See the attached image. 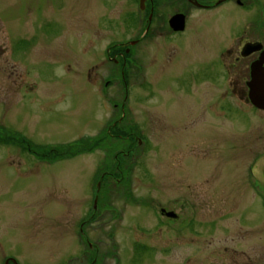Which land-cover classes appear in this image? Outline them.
I'll use <instances>...</instances> for the list:
<instances>
[{"label":"rangeland","instance_id":"rangeland-1","mask_svg":"<svg viewBox=\"0 0 264 264\" xmlns=\"http://www.w3.org/2000/svg\"><path fill=\"white\" fill-rule=\"evenodd\" d=\"M131 1L0 0V130L39 147L70 145L129 112L142 139L124 157L129 183L120 184L115 158L111 167L102 150L51 164L3 144L2 134L0 264H90L94 252L97 264H264V112H220L233 104L249 112V72L237 92L226 79L191 87L190 72L180 78L155 39L135 53L157 81L146 88L135 68L129 93L107 87V46L137 37L127 29ZM231 26L197 27L201 40L211 34L210 57ZM202 48L191 69L209 63ZM124 98V110L115 108ZM102 171L108 178L95 183Z\"/></svg>","mask_w":264,"mask_h":264},{"label":"flooded vegetation","instance_id":"flooded-vegetation-1","mask_svg":"<svg viewBox=\"0 0 264 264\" xmlns=\"http://www.w3.org/2000/svg\"><path fill=\"white\" fill-rule=\"evenodd\" d=\"M126 14L133 23V25L129 26L127 29H129L128 31L130 33L137 32V37L127 40L126 44H124V42H111L106 48V56L102 62H105L108 66L112 65V67H114L113 70L110 67L112 73L107 77L106 86L108 87L109 83H111L117 88L124 89L125 95L127 92H130L129 90L132 87V78L136 72L135 68H139L140 71L142 69L144 70L146 75L143 78V85L146 88L148 85L153 84L154 81H157L154 76V81L151 80L153 72L152 67L146 66L142 68L139 63V57H137V53H135V47L137 45L143 44L142 46H145L146 50V44L155 39H162L163 42L160 44L167 46L162 49V54L160 56V58L162 57V59H164V62L166 59L172 61V58H175V67L181 73L180 78L185 76L187 72H190L187 83L191 85V87L197 86L204 81L214 82V79H220V81L226 79L228 89L232 88L237 92L240 81L245 79L246 73L248 72L250 76L248 81H250L253 65L262 61L261 59L264 56V0H132L128 3V10L125 11V15ZM175 19L181 23L180 30H176L173 27V20ZM110 23L111 25L114 24L113 21ZM200 24H232L226 34V38L223 39L224 43L222 47L214 50L213 57L209 56L211 51L206 46V42L208 38H211V34H204L206 36L201 40L198 36L201 34L197 29ZM197 46L203 47L202 53L205 54L209 62L204 65L196 66L199 70L191 69L192 66H190L188 62L189 57L195 54ZM147 54L148 52L145 51V55ZM262 65L264 66V63ZM205 67L211 68L209 70H204ZM185 68L186 70L184 71ZM233 74H236L235 79L239 81L237 84H234L236 80L231 79L233 78ZM248 81L245 80V84L248 88V98L246 101L248 105H246L248 106L249 112L246 108L237 109L235 107L234 109L235 105L233 104V108H227L222 105L220 110L221 113L225 115L226 111L230 110L228 114H231V111H237L234 113L237 114V117L240 119L242 116L252 114L260 115L264 112V110L257 108L251 103ZM125 102L126 99L124 98L123 102L115 103V108H119L123 111L126 107ZM226 102L231 106L230 101L226 100ZM121 114H118L114 120L110 122V129H106V132L110 136L117 135L115 126H121V128L127 127L128 132L131 127H134L129 112L123 115ZM143 138L147 139V136ZM135 139L137 140L136 145L134 141H127V145L124 146L127 148V154L131 152L134 146H140L142 139ZM148 151L149 149L144 150L143 153ZM125 163L124 160L116 161L115 167L119 171L118 173L123 172L121 168H125ZM248 168L249 172L252 174V179H254L253 175L256 174L255 164ZM263 174L264 173H262V175ZM258 175L260 176L259 172H257V176ZM113 176L120 178L117 174H113ZM122 177L123 176H121V178ZM256 183L258 184L257 181ZM257 184H255V186ZM100 188H98V190H100ZM169 212L173 211H168L165 208L161 209V214L163 216L168 217V219L177 220L178 215L174 212L176 216L171 217L168 215ZM92 217L94 218V214ZM99 220L100 218L97 221ZM85 221L82 222L80 230L82 238L85 242H88L86 232L83 228ZM88 243L90 247H93L90 242ZM90 260L92 261L90 264H97L98 255L96 252L91 253Z\"/></svg>","mask_w":264,"mask_h":264},{"label":"trees","instance_id":"trees-1","mask_svg":"<svg viewBox=\"0 0 264 264\" xmlns=\"http://www.w3.org/2000/svg\"><path fill=\"white\" fill-rule=\"evenodd\" d=\"M109 129L110 128L108 127V130ZM116 129H117V135L115 136H110L109 134L106 133V130H105L103 134L98 137L82 139L70 145L42 146V147L33 145V143L27 138L19 136L12 131L11 133L8 129H6V130H0V139H2V142L1 140L0 142L3 143L5 141L1 137L2 134L7 135L9 136L8 137L9 141H5L6 143H3V144L10 143L9 145L18 146L24 151L35 155L40 161H44L46 163H51V164L56 163L66 158H74V157H77L83 154H93L94 152L101 151V150L107 153V158L105 160L110 161L109 159L114 157L115 161H118V160L122 161L124 160V157H125L124 155L127 154V151H126L127 148L124 147L127 145L126 144L128 143L127 141H134V144L136 145L137 140L135 139L134 134H133V127L130 128L129 132L127 131V127L121 128V126H115V130ZM121 171L123 172L117 173V176L118 177L123 176L122 179L124 178L125 180L127 178V181L125 182L123 180V183H120V182L119 183L128 184L129 178L127 175H128L129 169L124 170L121 168ZM102 173L100 174V176H98L95 179V183L100 181L102 178L103 179L108 178L109 173L108 174L104 173V171H102ZM126 190H127L126 192L127 197L135 200L128 192L129 189H126Z\"/></svg>","mask_w":264,"mask_h":264},{"label":"water","instance_id":"water-1","mask_svg":"<svg viewBox=\"0 0 264 264\" xmlns=\"http://www.w3.org/2000/svg\"><path fill=\"white\" fill-rule=\"evenodd\" d=\"M180 25L181 23L177 19L173 20V27L176 30L181 29ZM261 60L262 61L253 65L252 67L251 79L248 81V87L251 103H253V105L257 108L264 110V66L262 65L264 63V56ZM100 185L101 183L98 184V188H100ZM97 201L98 197L95 199V208L97 207ZM168 215L171 217L176 216L174 212H169ZM10 262L13 264H18L15 259L6 260V264H10Z\"/></svg>","mask_w":264,"mask_h":264}]
</instances>
